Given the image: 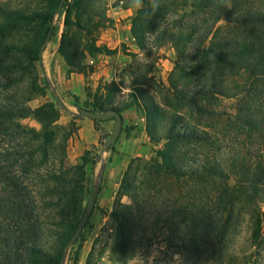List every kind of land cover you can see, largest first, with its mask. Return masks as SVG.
<instances>
[{"label": "trees", "instance_id": "trees-1", "mask_svg": "<svg viewBox=\"0 0 264 264\" xmlns=\"http://www.w3.org/2000/svg\"><path fill=\"white\" fill-rule=\"evenodd\" d=\"M103 1L63 5L58 53L67 76L91 70L87 56L116 52L97 44L112 23L105 9L96 10ZM118 2L128 9V0ZM157 2L155 15H132L142 58L126 71L127 86L124 79L105 82L84 102L95 113L136 107L149 141L160 145L149 158H132L122 175L102 229L113 260L126 264L138 248L157 246L151 264H264L259 222L249 248L230 252L242 215L264 203V0H231L230 9L227 0ZM59 3L35 15L46 24L39 42L17 54L0 43V264H61L79 223L87 169L98 160L86 151L72 164L67 143L74 132L57 134L58 105L29 106L43 95L34 63ZM166 45L176 54L168 87L150 76ZM123 90L126 98L116 100ZM28 118L40 128L24 126ZM86 264H99L94 249Z\"/></svg>", "mask_w": 264, "mask_h": 264}, {"label": "rangeland", "instance_id": "rangeland-1", "mask_svg": "<svg viewBox=\"0 0 264 264\" xmlns=\"http://www.w3.org/2000/svg\"><path fill=\"white\" fill-rule=\"evenodd\" d=\"M55 1L0 0L1 46L6 48L9 54H17L20 48H30L39 42L44 37L46 24L44 21L37 19L35 15L49 14L54 8ZM103 4L104 6L105 4L107 5L105 7L106 15L112 20V23L97 35V44L106 46L109 49H116V52L110 56L97 55L94 60L87 56L85 63L91 66L92 69L87 70L83 74L84 84L76 93L68 90L59 93L51 86L53 82H56V78L66 80L71 75L67 76L68 68L58 53L61 34L64 31L63 8L60 12L54 14L51 20V22H54V30L50 42L45 47L43 54L40 51L41 60L34 63L38 83L43 87V95L35 96L29 102V106L35 109L47 102L57 104L60 110V123L56 129L57 134L68 133L72 130L74 133L70 141L75 140V136L78 133V120L82 118L80 116V109H86L84 102L93 101L98 87L100 88L99 92H103L105 82L110 83L113 80L119 82V79H124V86H127L126 81L129 76L126 71L133 70L137 66L136 61L142 58V53L135 45L131 34L133 12L123 7L121 8L122 4L118 0H104ZM131 54H139V56L137 59H133ZM157 54L158 60L150 76L163 86L168 87L169 76L176 62V54L171 45L159 48ZM99 76L102 77L99 78ZM127 92L128 90H123L122 93L116 94V100H124ZM54 94L57 95L61 103L54 98ZM232 102L225 100L224 104L225 106H230ZM139 113L141 111L136 107L123 111V125L125 121L127 128L134 127L135 122L139 118ZM109 121L113 122L114 120L106 122ZM21 123L26 127L40 128V125L32 118L22 120ZM97 124L100 129L98 132L99 136L103 138L100 142L101 144L87 150L89 158L93 160L98 158V160L93 169L90 168V165L87 169L85 193L77 217L78 220H80L85 210L92 189L96 186L98 189L97 198L92 214L81 235L75 243L70 246L66 245L61 264H86V259L93 249L96 255L99 256V264H119L113 260L111 254L112 242L110 239L105 238L102 229L106 225L108 214L113 209L117 199L118 188L125 171L119 170L115 173L110 164L111 156L109 153L103 154L102 152L113 127L105 128L104 122ZM144 146H146L145 151L140 157L146 158L151 157L154 150L160 147V145L152 144L150 141L149 143H145ZM100 153L102 154V164L100 162ZM77 161L71 163L75 164ZM101 165H103V172L100 176ZM121 202L127 203V199L122 198ZM241 218L230 249V252L237 256L249 248L254 223H260V231L264 236V203L258 206L256 212H246ZM161 246L163 247L164 245L161 244ZM156 247L147 250L138 248L134 257L126 264H151L153 257L159 256V252L155 249Z\"/></svg>", "mask_w": 264, "mask_h": 264}, {"label": "crops", "instance_id": "crops-1", "mask_svg": "<svg viewBox=\"0 0 264 264\" xmlns=\"http://www.w3.org/2000/svg\"><path fill=\"white\" fill-rule=\"evenodd\" d=\"M102 76H99L101 78ZM84 76L82 73H71L68 79L56 78V82L52 83V88L61 93L68 90L72 93H76L81 86H83ZM122 115V114H121ZM139 118L135 122V126L127 128L122 125L123 131L119 134L117 142L110 149H103V154L109 153L111 156V167L115 173L119 170H126L129 161L134 157H140L146 146L145 143H149V138L145 130V120L141 113L138 114ZM123 118V116H122ZM124 120V118H123ZM60 119L57 122L59 125ZM104 127H113L114 121L104 122ZM79 129L75 140L69 139L67 143V156L70 162L78 160L88 149L94 148L101 144L102 136H99L100 129L98 124L92 119L81 118L78 120ZM128 129V131H127ZM70 142V143H69ZM69 144V145H68ZM100 162L102 164V154L100 153ZM100 172H103V165H101Z\"/></svg>", "mask_w": 264, "mask_h": 264}, {"label": "water", "instance_id": "water-1", "mask_svg": "<svg viewBox=\"0 0 264 264\" xmlns=\"http://www.w3.org/2000/svg\"><path fill=\"white\" fill-rule=\"evenodd\" d=\"M65 1L66 0H60L59 6L57 8V12H60V10L63 8ZM53 30H54V22H51L49 29H48L46 39H45L44 44H43V47L41 48V54H43L45 47L50 42ZM54 98L59 103H61L60 99L57 97L56 94H54ZM80 116L83 118H88V119H92V120H103V121L114 120L112 132H111L109 139H108L107 143L105 144L104 148L105 149L112 148L115 145V143L117 142V139L119 137V134L121 133L122 125H123V118L119 112H117L115 110H110L107 113H95L94 111H91L88 109H80ZM101 174H102V172H100V176H101ZM99 181H100V178H99ZM97 194H98V189L96 186L92 189V191L90 193V196L88 198V202L86 204L85 210H84V212H83V214L79 220V223L75 229L74 234L72 235L71 239L68 242V246L75 243L76 240L81 235V232H82L83 228L85 227L86 223L88 222V220L92 214V211L94 209Z\"/></svg>", "mask_w": 264, "mask_h": 264}, {"label": "clouds", "instance_id": "clouds-1", "mask_svg": "<svg viewBox=\"0 0 264 264\" xmlns=\"http://www.w3.org/2000/svg\"><path fill=\"white\" fill-rule=\"evenodd\" d=\"M96 0H92V5H95ZM107 5L105 4V6L103 8L100 9H96L97 11H102L105 9ZM226 7L228 9L231 8V0H227V4ZM122 8V5H121ZM160 8V4L157 2V0H148L147 6L145 5L144 0H128V10L132 11L133 13H143L145 15H155L158 10ZM150 10V11H149ZM168 16H172L171 13L168 14ZM165 20H168V18L166 17Z\"/></svg>", "mask_w": 264, "mask_h": 264}]
</instances>
